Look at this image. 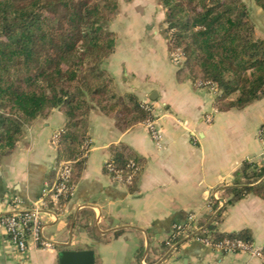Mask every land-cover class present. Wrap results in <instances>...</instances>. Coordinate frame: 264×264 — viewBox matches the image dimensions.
Segmentation results:
<instances>
[{
  "label": "crops",
  "instance_id": "0c3cea01",
  "mask_svg": "<svg viewBox=\"0 0 264 264\" xmlns=\"http://www.w3.org/2000/svg\"><path fill=\"white\" fill-rule=\"evenodd\" d=\"M125 6L108 23L117 36L104 67L116 93L153 105L161 141L152 140L145 123L120 130L114 118L92 110L78 182L59 212L41 213L43 238L51 247L30 245L19 252L0 227V264H58L63 249H92L95 264H263L240 252L215 251L194 237L172 243L168 237L174 224L192 215L196 224L210 223L221 233L247 232L254 244L264 245V199L250 193L226 204L224 192L236 178L242 181L238 174L245 163L264 162V137L258 134L264 94L245 107L217 110L215 94L180 79L170 63L158 5L147 0L141 9ZM64 121L53 109L25 127L10 154L0 155V216L11 211L8 197L18 196L20 209H26L55 178L51 138ZM112 145L125 147L139 161L131 188L104 170Z\"/></svg>",
  "mask_w": 264,
  "mask_h": 264
},
{
  "label": "trees",
  "instance_id": "16d2710c",
  "mask_svg": "<svg viewBox=\"0 0 264 264\" xmlns=\"http://www.w3.org/2000/svg\"><path fill=\"white\" fill-rule=\"evenodd\" d=\"M130 2L131 0H123ZM164 7L170 51L184 59L180 79L210 82L217 88L219 111L239 109L264 94V37L256 35L254 8L249 0H157ZM264 14V0H251ZM118 0H0V155L12 152L25 127L58 109L65 117L56 144V162L69 161L67 191L46 209L59 212L69 200L88 152V116L94 109L114 118L120 130L153 117L136 96L115 92L112 79L100 65L115 47L108 22ZM108 163V164H107ZM112 170L109 169V166ZM139 161L125 147L110 146L104 170L120 174L131 188ZM226 204L252 193L264 199V162L245 163ZM48 181L49 185L54 181ZM188 231L214 241L240 238L253 243L247 232L221 233L212 224L191 221ZM184 235L168 241L178 242Z\"/></svg>",
  "mask_w": 264,
  "mask_h": 264
},
{
  "label": "built area",
  "instance_id": "2783aa9c",
  "mask_svg": "<svg viewBox=\"0 0 264 264\" xmlns=\"http://www.w3.org/2000/svg\"><path fill=\"white\" fill-rule=\"evenodd\" d=\"M182 58V54L178 49L172 50L169 53V61L174 66H180L182 63ZM196 84L200 87H206L214 94L217 91L215 85L210 82H197ZM151 105L152 104L150 102H143V107L147 110H150ZM158 119L159 117L155 115L153 111V117L145 122V126L150 137L157 144L160 143L162 136ZM205 120L210 121L211 115H206ZM258 134L259 136L264 135V123L259 127ZM58 137L59 131H56L51 138L52 144H57ZM108 167L110 170H112L110 165ZM69 173L70 162L60 161L55 167L54 181L44 189L41 197L37 201L32 202L26 209H20L22 201L18 196H12L6 199V205L10 207L11 211L8 214L0 216V227L3 228L6 239L9 241V243L19 252L26 251L30 245H34L38 248L51 247V244L43 238V223L41 213L42 211L48 210L46 209V206L49 200L56 204L58 202L59 196L67 191L68 188L66 181L69 177ZM112 179L120 183H125V181L129 180V178L126 180L123 179L121 175L117 173L114 175V177H112ZM193 219V216L190 215L187 222L174 224L170 233L172 237L175 238L181 234H183L184 237H194L196 240L215 251L240 252L251 257L258 258L264 264V245L247 243L240 238L214 241L210 235L197 236L196 234L202 231V228H194L191 230V232H187L188 226H185L186 224H189L191 221H193Z\"/></svg>",
  "mask_w": 264,
  "mask_h": 264
},
{
  "label": "rangeland",
  "instance_id": "374dc122",
  "mask_svg": "<svg viewBox=\"0 0 264 264\" xmlns=\"http://www.w3.org/2000/svg\"><path fill=\"white\" fill-rule=\"evenodd\" d=\"M157 5H158V8L162 11V13H163V23H164V21H165V17H164V7L160 4V3H158V1L157 0H153ZM145 3H147V0H131L130 2H125V1H123V0H118V9H117V11H116V13H115V15H114V17L112 18V19H114L116 16H118V14L121 12V9L123 8V6L124 7H127V6H125V5H137V7H139V9H141V5L142 4H145ZM247 4L248 5H250L251 7H253L254 8V17H255V25H256V27H255V31H256V35H261V34H264V14L261 12V10L260 9H258V8H256L255 7V5L253 4V2L251 1V0H249V1H247ZM111 19V20H112ZM110 20V21H111ZM109 21V22H110ZM108 22V23H109ZM166 23V22H165ZM115 24H117V27H118V29H120V25L118 24V22H115ZM167 25V24H166ZM124 25H122V27H123ZM119 34H124L123 33V31L122 30H120L119 31ZM161 34H162V36H164V34L167 36V34H166V32H165V29H164V27H162V29H161ZM113 35H114V38H115V40H116V34L113 32ZM169 43V42H168ZM169 51H170V45H169ZM108 58V57H107ZM107 58H105L103 61H102V63H101V65H100V67H101V69H102V71H104V74L105 75H107L106 77H109L110 78V76L108 75V73H107V71H106V69H105V67H104V61L107 59ZM183 61H184V59L182 58V63H183ZM59 131V130H58Z\"/></svg>",
  "mask_w": 264,
  "mask_h": 264
},
{
  "label": "water",
  "instance_id": "95a60500",
  "mask_svg": "<svg viewBox=\"0 0 264 264\" xmlns=\"http://www.w3.org/2000/svg\"><path fill=\"white\" fill-rule=\"evenodd\" d=\"M58 264H95L94 251L92 249H63L59 252Z\"/></svg>",
  "mask_w": 264,
  "mask_h": 264
}]
</instances>
